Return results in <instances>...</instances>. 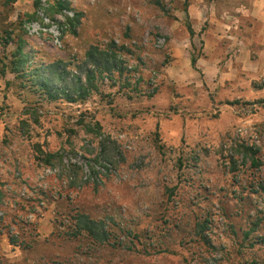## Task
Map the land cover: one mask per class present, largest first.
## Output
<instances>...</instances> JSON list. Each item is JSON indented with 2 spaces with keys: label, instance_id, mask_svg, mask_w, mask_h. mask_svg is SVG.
<instances>
[{
  "label": "rangeland",
  "instance_id": "obj_1",
  "mask_svg": "<svg viewBox=\"0 0 264 264\" xmlns=\"http://www.w3.org/2000/svg\"><path fill=\"white\" fill-rule=\"evenodd\" d=\"M2 1L0 34L35 9ZM66 1L60 22L42 8L27 34L16 27L35 61L79 71L98 45L124 70L98 73L75 102L0 73V264H264V22L253 1L198 0L201 18L189 14L196 0ZM65 15H76L69 27ZM14 48L0 40L3 63ZM204 48L213 63L199 62ZM39 148L60 157L47 165ZM78 212L103 219L110 240L75 235Z\"/></svg>",
  "mask_w": 264,
  "mask_h": 264
},
{
  "label": "trees",
  "instance_id": "obj_2",
  "mask_svg": "<svg viewBox=\"0 0 264 264\" xmlns=\"http://www.w3.org/2000/svg\"><path fill=\"white\" fill-rule=\"evenodd\" d=\"M15 0H3L1 4L3 8H7ZM34 10L28 12L25 16H21V20L14 28H6L0 34V40L2 47L6 48L10 43L15 44L14 50L9 54L6 53L4 58L7 59L3 66H0V73L5 74L6 68L15 73L17 78H22L23 82L36 91H42L51 99H57L64 96L68 101L75 102L77 100H83L90 91L95 88L97 74L103 75L105 72H113L119 70L123 72L121 62L117 59V54L114 51H107L98 45H92L86 53L85 61L79 66V71H72L69 68V63L63 59H55L46 63L45 59L42 62H37L32 57L33 49L30 48L26 37L21 31L16 33L17 28L20 26L25 29L26 23L35 20H42L39 15V11L45 8V15L49 16L53 21L60 22L55 18V13H63L64 9L68 8V2L66 0H57L56 4H49L43 7L42 0H34ZM4 9H2L1 14ZM76 19V15H65L62 25L70 26ZM17 27V28H16ZM189 31L193 35L195 33L191 25H189ZM198 57L192 55L191 63L193 67H197ZM84 76V77H83ZM25 84V83H24ZM264 84L261 85V88ZM259 103L264 105V99H259ZM238 150L242 152L245 157H251L255 165L259 164L256 158V152L254 147L249 144L241 143L238 145ZM41 157L47 165L53 164L56 157H60L58 153L45 151L39 148ZM264 189V184L262 185ZM74 231L75 235H88L94 240L106 243L110 240V231L103 219H96L84 212H78L74 215Z\"/></svg>",
  "mask_w": 264,
  "mask_h": 264
},
{
  "label": "crops",
  "instance_id": "obj_3",
  "mask_svg": "<svg viewBox=\"0 0 264 264\" xmlns=\"http://www.w3.org/2000/svg\"><path fill=\"white\" fill-rule=\"evenodd\" d=\"M198 0H196V2H193L190 6H189V14L191 17L194 18H201V16L203 15V13H201L202 9L200 11H198L197 9H195V5H197ZM252 14L253 16L258 19L261 20L262 22H264V0H252ZM199 4L200 6H205V4L203 3L204 0H199ZM202 3V4H201ZM203 52L205 53V56L203 58H200L199 62L202 63V60L204 61H211L213 63L214 59L212 58L213 56V50L210 51L207 48L203 49ZM208 55V56H206Z\"/></svg>",
  "mask_w": 264,
  "mask_h": 264
}]
</instances>
